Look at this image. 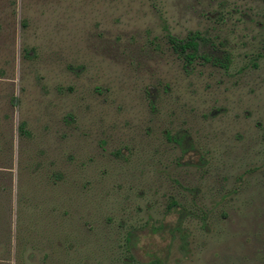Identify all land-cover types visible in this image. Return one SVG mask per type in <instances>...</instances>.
I'll use <instances>...</instances> for the list:
<instances>
[{"label": "rangeland", "instance_id": "rangeland-1", "mask_svg": "<svg viewBox=\"0 0 264 264\" xmlns=\"http://www.w3.org/2000/svg\"><path fill=\"white\" fill-rule=\"evenodd\" d=\"M0 264H264V0H0Z\"/></svg>", "mask_w": 264, "mask_h": 264}, {"label": "trees", "instance_id": "trees-1", "mask_svg": "<svg viewBox=\"0 0 264 264\" xmlns=\"http://www.w3.org/2000/svg\"><path fill=\"white\" fill-rule=\"evenodd\" d=\"M169 41L172 45L174 52L183 59L187 67L192 65L197 59H203L205 62H211L215 65H219L224 68H228V65L216 62L212 56H207L201 52V41L204 39L199 34H192L185 40L177 39L171 35H168Z\"/></svg>", "mask_w": 264, "mask_h": 264}]
</instances>
